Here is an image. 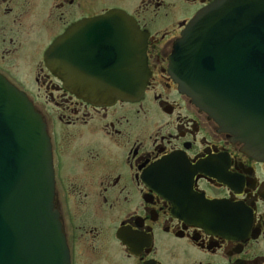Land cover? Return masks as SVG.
I'll return each mask as SVG.
<instances>
[{
	"label": "flooded vegetation",
	"instance_id": "af4514ba",
	"mask_svg": "<svg viewBox=\"0 0 264 264\" xmlns=\"http://www.w3.org/2000/svg\"><path fill=\"white\" fill-rule=\"evenodd\" d=\"M213 1L0 0V74L45 124L70 264H264V163L171 71L185 25ZM133 35L149 72L135 101L89 103L66 87L83 81L46 65L58 38L65 70L116 64Z\"/></svg>",
	"mask_w": 264,
	"mask_h": 264
},
{
	"label": "water",
	"instance_id": "95a60500",
	"mask_svg": "<svg viewBox=\"0 0 264 264\" xmlns=\"http://www.w3.org/2000/svg\"><path fill=\"white\" fill-rule=\"evenodd\" d=\"M135 30V28H133ZM116 64L65 70L63 39L45 54L46 65L66 87L95 105L135 101L149 72L145 45ZM172 74L221 129L264 163V0H215L185 26L174 44ZM0 264H69L54 203V181L45 124L26 95L0 75Z\"/></svg>",
	"mask_w": 264,
	"mask_h": 264
},
{
	"label": "rangeland",
	"instance_id": "374dc122",
	"mask_svg": "<svg viewBox=\"0 0 264 264\" xmlns=\"http://www.w3.org/2000/svg\"><path fill=\"white\" fill-rule=\"evenodd\" d=\"M26 89H27V90H30V89H32V86L26 87Z\"/></svg>",
	"mask_w": 264,
	"mask_h": 264
}]
</instances>
